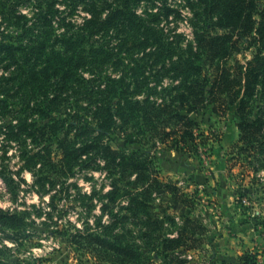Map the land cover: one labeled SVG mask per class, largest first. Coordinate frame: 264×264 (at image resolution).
Segmentation results:
<instances>
[{
    "label": "trees",
    "instance_id": "obj_1",
    "mask_svg": "<svg viewBox=\"0 0 264 264\" xmlns=\"http://www.w3.org/2000/svg\"><path fill=\"white\" fill-rule=\"evenodd\" d=\"M142 1L113 0L108 9L106 0H0L9 29L0 35V133L6 144L19 146V171L32 174L38 196L50 195L55 176L69 177L77 167L104 171L109 185L100 216L93 228L69 233L74 250L98 263L153 264L143 249L159 243L162 254H171L162 264H185L175 254L201 244L206 229L184 218L176 235L158 240L161 225L151 214L156 192L186 201L175 184L161 182L154 154L196 152L190 114L211 107L222 115L235 106L233 160L244 161L248 175L264 172V104L252 117L255 98L264 96V52L226 65L250 35L264 49V0L259 11L257 0H196L211 29L194 31L183 47L134 10ZM58 2L68 14L83 5L87 15L73 27ZM115 136L121 143L112 146ZM5 172L0 179L13 193L17 175ZM122 198L127 202L119 207ZM53 202L49 196L50 207ZM29 218L26 208H0L5 231H22ZM126 220L141 221V245L124 229ZM255 259L239 257L241 264Z\"/></svg>",
    "mask_w": 264,
    "mask_h": 264
},
{
    "label": "rangeland",
    "instance_id": "obj_2",
    "mask_svg": "<svg viewBox=\"0 0 264 264\" xmlns=\"http://www.w3.org/2000/svg\"><path fill=\"white\" fill-rule=\"evenodd\" d=\"M112 1L106 0L108 9L112 7ZM257 1L259 11L262 1ZM58 6L60 15L71 20L73 27L87 15L83 5L70 14L64 4L58 2ZM134 10L168 40H176L182 47L192 41L194 31L211 29L202 5L196 0H144ZM20 11L29 14L25 7ZM254 19H258L257 16ZM2 32L6 34L9 29L0 19V35ZM253 38L250 35L239 41L237 51L226 63L228 67L250 61L259 50L264 52ZM204 70L206 74L210 73L208 67ZM259 98L257 96L253 103L252 117L258 107H263L264 96L261 101ZM190 118L197 123V151L161 150L154 154L153 162L161 182L175 184L182 201H186L181 203L172 195L156 192L151 214L161 225L158 240L176 235L183 219L190 218L203 225L206 232L201 244L188 251L180 249L175 254L177 260L185 264H233L243 256L236 255L237 252L250 253L243 250L245 239L240 229L252 227L264 241V193L261 191L264 172L248 175L243 169L246 163L233 160L232 148L238 141L235 106L222 115L214 114L208 107L190 114ZM120 143L117 136L112 138V146ZM19 149L15 144H6L0 133V170L7 173L8 168L18 179L13 193L0 179V208L9 211L26 208L30 212L28 225L22 231L10 232L0 227V264H105L96 262L88 253L74 250L67 243L74 227L95 226L100 216L99 202L109 185L104 171L77 167L69 177L55 176L50 195L38 196L32 186V174L19 171ZM93 191H96L94 195ZM49 196H53L52 207ZM126 200L122 198L119 207L125 206ZM122 211L120 213L124 214ZM124 223V229L131 231L136 243L141 245L137 232L141 221L126 220ZM158 245L151 251L143 249L153 264H162L163 259L171 255L162 254ZM257 247L262 248L261 253L252 254H255L257 264H264V242L259 241Z\"/></svg>",
    "mask_w": 264,
    "mask_h": 264
},
{
    "label": "crops",
    "instance_id": "obj_3",
    "mask_svg": "<svg viewBox=\"0 0 264 264\" xmlns=\"http://www.w3.org/2000/svg\"><path fill=\"white\" fill-rule=\"evenodd\" d=\"M240 231L243 232L242 238L245 239L244 241V252L249 251L250 253H261L262 248L257 247V243L264 242L263 238L256 234L255 230L252 227L245 226ZM264 237V236H263ZM248 248V249H247ZM260 249V250H259ZM244 254L243 252H237L236 255ZM233 264H241L239 258L237 259L236 263Z\"/></svg>",
    "mask_w": 264,
    "mask_h": 264
}]
</instances>
